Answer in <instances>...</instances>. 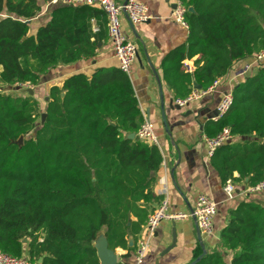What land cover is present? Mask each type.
Wrapping results in <instances>:
<instances>
[{
    "label": "trees",
    "instance_id": "obj_1",
    "mask_svg": "<svg viewBox=\"0 0 264 264\" xmlns=\"http://www.w3.org/2000/svg\"><path fill=\"white\" fill-rule=\"evenodd\" d=\"M180 1L195 10L185 15L189 37L162 63L176 100L190 95L193 82L206 90L235 62L264 51V0ZM40 10L36 0H0L2 87L37 86L61 64L94 58L108 36L103 11L61 5L31 36ZM92 20L101 22L99 33ZM193 59L196 69L186 73L184 62ZM24 95L0 93V251L23 257L30 239L33 263L100 264L93 243L103 231L109 249H128L147 223L152 174L163 161L158 146L128 138L144 122L130 77L119 68L69 77L50 89L44 124L39 102ZM233 95L228 115L205 128L209 138L225 128L234 138L211 164L224 184L256 186L264 181V64ZM21 137L23 146L15 143ZM242 137L250 138L235 141ZM221 248L233 252L231 264H264V204L244 199L230 211ZM202 254L198 246L192 262ZM198 264L226 261L215 251Z\"/></svg>",
    "mask_w": 264,
    "mask_h": 264
},
{
    "label": "crops",
    "instance_id": "obj_2",
    "mask_svg": "<svg viewBox=\"0 0 264 264\" xmlns=\"http://www.w3.org/2000/svg\"><path fill=\"white\" fill-rule=\"evenodd\" d=\"M36 1L41 10L31 20V36H35L40 27L49 23L53 11L60 6L53 5L52 0ZM115 1L123 4L127 0ZM139 1L148 6L150 21L135 25L137 37L132 31L131 23L126 15L121 16V28L122 32L138 47V58L133 66L130 79L143 118L146 115L150 119L163 156L159 171L152 174L155 183L153 185V201L148 206V214L158 207L165 196V189L168 192L171 210L175 212H188L195 206L199 195L208 196L219 205V213L215 219L214 235L206 237L201 234V236L207 252L218 251L225 254L227 251L221 248V233L228 223L230 211L244 199L254 198L264 204V195L252 198L249 196L240 197L232 201L227 199L223 190L224 183L219 173L212 167L211 158L207 155L204 141L205 128L207 123L216 116L217 106L223 95L233 92L248 77L255 75L260 69V65L264 64V59L260 63L254 57L235 62L231 72L222 78L217 91L187 106L177 108L174 91L164 81L162 63L171 51L187 43L189 29L175 22L173 18V10L178 0ZM0 17H5V15ZM99 23L101 22L92 20L96 33H99L100 30ZM186 62L192 67V72H185L192 74L196 69L195 59L186 60ZM99 68H119V61L114 55L113 46L107 35H105V39L98 42L97 55L94 58L57 66L46 75L41 76L39 84L33 86L34 91L31 96L38 102L42 97L46 110L52 87L61 88L66 79L76 74H85L91 77ZM0 71H2V67H0ZM193 84L195 85L194 82ZM14 89L15 91H13ZM0 93L25 96L24 91L16 86H3L0 88ZM64 95L63 93L62 97ZM162 98L165 103L170 135L165 131L162 122ZM249 138H236L235 141L242 142ZM238 177L239 174L235 173L234 178ZM244 182H236L241 191L248 186ZM143 229L144 226L136 238L129 239L128 249L118 248L115 250L114 254L118 264L135 263L136 246L142 237ZM174 237L176 239L175 246L167 252V249L174 244ZM104 239L105 232L103 231L97 242L93 243L94 247L100 251L101 262L102 254L106 248ZM25 240L26 242L23 241V256L29 258L30 239ZM198 246L201 245L198 241L197 224L194 220L177 223L163 222L157 229L143 264H190Z\"/></svg>",
    "mask_w": 264,
    "mask_h": 264
},
{
    "label": "built area",
    "instance_id": "obj_3",
    "mask_svg": "<svg viewBox=\"0 0 264 264\" xmlns=\"http://www.w3.org/2000/svg\"><path fill=\"white\" fill-rule=\"evenodd\" d=\"M53 5H62L68 7H96L103 11L107 18V34L111 45L113 46L114 55L119 61V69L126 75L131 77L133 66L138 58V47L131 41L121 28V16L126 15L130 23L134 26L145 24L150 21L151 16L149 8L139 0H127L123 4L117 3L115 0H52ZM189 11L180 0L177 1L173 10V18L175 22L188 28L185 20L186 12ZM264 59V51L256 55L255 60L261 62ZM186 72H192V67L188 62H184ZM222 78L217 79L208 89H199L197 84L192 85V91L186 99H178L176 104L180 107L187 106L204 96L214 93L221 85ZM20 89H28L33 87L30 83L17 84ZM234 103L233 92H228L223 95L220 103L217 106L216 116L213 121L219 122L224 119ZM136 138L150 144L159 145L158 138L155 134L154 127L150 119L145 115L144 122L139 131L134 133ZM233 135L230 128L223 129L217 136L209 138L204 137L207 147V155L212 159L216 151L225 144L233 140ZM224 193L228 200L232 201L240 197H246L256 194H264V181L256 186H247L244 190H239L238 184L229 179L223 187ZM164 197L148 216L147 223L144 226L142 237L137 243L135 252V263L143 264L151 243L155 238L157 229L163 222L177 223L186 220H195L201 234L206 237H212L215 233V219L219 213V205L206 195L197 197L195 206L188 212H175L171 210V203L168 198L167 189H165ZM0 264H37L30 261L26 257H14L10 254L0 251Z\"/></svg>",
    "mask_w": 264,
    "mask_h": 264
},
{
    "label": "water",
    "instance_id": "obj_4",
    "mask_svg": "<svg viewBox=\"0 0 264 264\" xmlns=\"http://www.w3.org/2000/svg\"><path fill=\"white\" fill-rule=\"evenodd\" d=\"M175 8V7H174ZM189 12L190 13H194L195 10L193 7L189 8ZM131 29L134 33V35L137 37V32H136V29H135V26L131 23ZM250 63V61H248ZM198 86V85H197ZM199 89H202L201 86H198ZM31 95L33 94V91L32 90H27ZM177 108H179V106H176ZM161 116H162V122H163V125H164V128H165V131L167 132V134H171L170 132V129H169V125H168V120H167V115H166V111H165V103L163 101V98H162V101H161ZM47 118V114H43V120H42V123L44 124L45 120ZM130 139H135L136 138V135L133 133V134H130L129 136ZM15 143L19 146H23V143H24V137H21L18 141H15ZM264 144V143H263ZM176 186V185H175ZM195 221V220H194ZM196 222V221H195ZM197 224V223H196ZM197 234H198V241L201 245V248L203 250V254L201 256H199L195 261L191 262L190 264H198L206 255H207V251H206V246L203 242V239H202V236H201V231L199 230L198 228V225H197ZM103 237V236H102ZM104 238V237H103ZM99 239V236L97 238V240ZM97 240L95 242H97ZM105 243H106V250H107V256H106V261L108 264H118L117 263V257L116 255L114 254V250H111L109 249L108 247V241L105 237L104 239ZM24 242H26V240H24ZM94 242V243H95ZM175 243H176V239L174 237V244L167 249V252H169L174 246H175ZM95 249L97 250V254H98V258H99V261H100V264H102L101 262V257H100V251L98 248L95 247Z\"/></svg>",
    "mask_w": 264,
    "mask_h": 264
},
{
    "label": "rangeland",
    "instance_id": "obj_5",
    "mask_svg": "<svg viewBox=\"0 0 264 264\" xmlns=\"http://www.w3.org/2000/svg\"><path fill=\"white\" fill-rule=\"evenodd\" d=\"M2 86L0 85V88H1ZM34 88L33 87H30V88H28V89H22L23 91H24V93H29L27 90H32V91H34L33 90ZM13 91H15V89L13 90ZM30 94V93H29ZM45 101H44V99H42V97L40 98V102H39V104H40V113H41V118H40V120H39V123H42V120H43V114H45ZM43 124V123H42ZM260 195H264V194H260ZM232 255H233V252H227V253H225L224 254V257H225V261H226V264H231V258H232Z\"/></svg>",
    "mask_w": 264,
    "mask_h": 264
},
{
    "label": "bare ground",
    "instance_id": "obj_6",
    "mask_svg": "<svg viewBox=\"0 0 264 264\" xmlns=\"http://www.w3.org/2000/svg\"><path fill=\"white\" fill-rule=\"evenodd\" d=\"M106 256H107V250L106 248L104 249V252L102 254V263L103 264H108L107 261H106Z\"/></svg>",
    "mask_w": 264,
    "mask_h": 264
}]
</instances>
